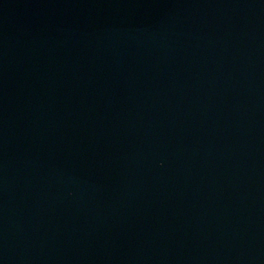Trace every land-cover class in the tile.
Listing matches in <instances>:
<instances>
[{"label": "water", "instance_id": "obj_1", "mask_svg": "<svg viewBox=\"0 0 264 264\" xmlns=\"http://www.w3.org/2000/svg\"><path fill=\"white\" fill-rule=\"evenodd\" d=\"M0 264H264V0H0Z\"/></svg>", "mask_w": 264, "mask_h": 264}]
</instances>
